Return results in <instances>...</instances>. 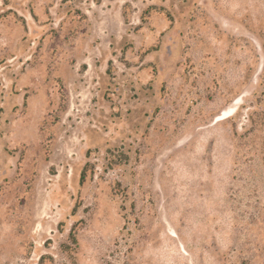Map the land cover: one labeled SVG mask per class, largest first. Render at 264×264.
Listing matches in <instances>:
<instances>
[{
  "label": "rangeland",
  "instance_id": "rangeland-1",
  "mask_svg": "<svg viewBox=\"0 0 264 264\" xmlns=\"http://www.w3.org/2000/svg\"><path fill=\"white\" fill-rule=\"evenodd\" d=\"M42 256L264 264V0H0V264Z\"/></svg>",
  "mask_w": 264,
  "mask_h": 264
},
{
  "label": "trees",
  "instance_id": "trees-1",
  "mask_svg": "<svg viewBox=\"0 0 264 264\" xmlns=\"http://www.w3.org/2000/svg\"><path fill=\"white\" fill-rule=\"evenodd\" d=\"M90 164H86V166L83 168L82 172H81V176H80V183L83 184L86 180L87 174H88V167ZM70 243L71 245L76 248L77 247V238H76V232H75V226H73L72 230L70 231ZM64 251H74V248L71 249L72 247L64 245L62 246ZM44 260V257L42 256L40 258L39 264H42V261Z\"/></svg>",
  "mask_w": 264,
  "mask_h": 264
},
{
  "label": "bare ground",
  "instance_id": "bare-ground-1",
  "mask_svg": "<svg viewBox=\"0 0 264 264\" xmlns=\"http://www.w3.org/2000/svg\"><path fill=\"white\" fill-rule=\"evenodd\" d=\"M232 113H229L227 110H224L222 112V114L217 118V121L218 120H224V119H227L229 117H231Z\"/></svg>",
  "mask_w": 264,
  "mask_h": 264
}]
</instances>
